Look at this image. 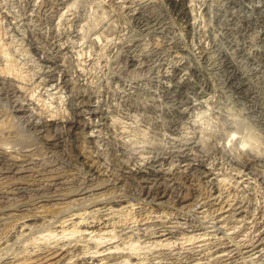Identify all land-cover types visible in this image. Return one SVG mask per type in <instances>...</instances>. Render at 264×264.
<instances>
[{
	"label": "bare ground",
	"instance_id": "bare-ground-1",
	"mask_svg": "<svg viewBox=\"0 0 264 264\" xmlns=\"http://www.w3.org/2000/svg\"><path fill=\"white\" fill-rule=\"evenodd\" d=\"M6 1H9V2L7 3ZM22 1H24V0H22ZM22 1L21 0H0V17L2 16L7 21V23L11 26V29L9 28V26L7 27L10 29L11 34L9 33V30L7 32L6 30L2 29L3 27L1 28V26H0V96H1L0 102L4 101L5 104L9 105L8 108L10 107V111L12 110L13 115H14V113L16 114V115H14V118H13L14 123H15V118L17 120L19 119V120L25 122L24 126L28 125L31 129H33L34 132L37 131V132L42 134L44 131H46L50 128H53V127H56V129L60 128L62 130V129H65L67 126L70 129L74 128L73 131H77V132H78V130H81V131H82V129L85 130L84 133H85L86 140H88L90 143H92L94 145L93 151H90V152L84 151L81 148L83 150V152H82V158L83 159L82 160L89 167V169H87V170L91 171L89 173H93V176H94V174H97V173H99V174L104 173V171L109 168V169H111L110 171L114 172L115 175H119L120 177L125 176L127 178H129V177L138 178L145 185V190H144L145 194H143V196H144L143 199H141V200L139 199V200H137V202L133 203L130 201L131 199H129V200H127L128 198L125 199L126 197L125 198H122L119 196L117 197L116 193H114L113 191H111V192L114 193V196L109 197L110 196V193H109L110 190L108 191L109 196L108 195L106 196L105 192L104 193L100 192V191L98 192L97 190H100V188L99 189L95 188L96 187V185H95V187L88 186V187H84L82 189L80 187L79 189H81V190L78 192H75V193H74L75 190L73 191V189H71L73 192L69 193V191H68L67 193H65L66 192L65 191L64 193L62 192V193H59L58 195H56L57 192L55 191L56 196L54 195V193H52L55 197H45L44 196L45 198H43L42 200L39 201L42 204V205L41 204L40 205L42 208H44L47 205H50L49 206L50 210L42 209L37 214H34V215L31 214V216L29 214V216H25L24 218L19 215L23 219L16 226L17 230H15V232L17 233V236H18V232L20 234H24V236H28V235H25V233L28 234L27 232L28 231L30 232L32 230V227L37 225L35 223H37V221H39V220L41 221V219H44L48 213L50 214V212L53 209H55L54 207L62 206V205L66 206L65 204H68V203L73 202V201H79V200L87 201L88 200L91 203H89V206L87 208H86V206H84L85 203H84V205L82 204L84 206V208L82 210L76 211L73 213H71L72 212L71 211V212H69L71 214L68 216L63 215L64 216L63 218H60V220L58 219L59 221L57 220L58 221L57 225L53 224L51 222V221L54 222V220L50 221L53 226L55 225L54 226V232H57V233L58 232H60V233L69 232V233L81 234V236H82L81 237L82 238L81 243H80V239H78V241L77 240L76 241L71 240V242H69V241H67V238H65V236H64L63 239L64 240L66 239L65 241H62L60 239V241H62V242H58V243L54 242L55 243L54 245H53V243H50L53 246L46 243V244H42L41 246L36 247L35 246L37 244L36 243V244H33L34 246L32 248L30 247L31 249L28 247L29 249L25 250V247H26L25 246L24 248H22L23 251L20 250L19 254H15L13 256L9 255V254L7 255V252H5L6 249L8 248L7 247L6 249H4L5 250L4 252L6 254L3 253L5 255L0 257V263L1 264H264V209L260 213V216H259L260 220H258L259 222L256 221L258 226H256V224L253 222L251 226L245 227L244 230L241 229L243 233L236 232L238 229L235 232L229 231V232L235 234V237L233 238V236H232V238H233V240L236 239V242H234L231 239V237H230L231 234H229V235L227 234V229H226V226H227L226 223L228 221L229 222L231 221L235 224H239V223L249 224L250 220H257V218L255 216V212H257V210L255 211L254 207L250 203V202H254V201H250V199H249L250 202L249 201L247 202V201H245L246 199L245 200L238 199L237 197H239V196L236 197L237 192H235L234 194H236V195H234L233 194L234 191H232L233 190L232 188L235 185V186L239 187V189L240 188L245 189L251 185L253 186V184L255 185L256 183H258L259 186L261 185L263 188V189L260 188L262 190L261 192L264 191V141L261 140V137H257V135L254 132H252L254 130H251L249 128L251 130L250 131L247 128L248 125L246 126L244 124L245 121L241 122L243 119H241V121H239L237 118V120H236L235 114H233V116H231V117H230V115H227L225 117L222 116L223 121L220 120V121H222V123L221 122H220L221 124L219 123L222 128L219 127L221 129H217V130L215 128L211 129L210 128L211 126H209V125H205L206 123H208L207 118H206L205 123L201 122L202 119L200 120V122H201L200 123V122H197V120H195L193 118L194 114L196 115L198 112H200L202 110V107L204 106V104L207 100L206 101L204 100L205 94L202 91H198V89L201 90V88L198 87L195 84V82L192 80L191 76H194L191 73L192 70L188 69L187 66H185L184 63H182L181 58L184 55L181 53L183 56L180 57L178 55H175L176 57L175 56L174 57L176 58V60L173 61V62H175L173 64V66L169 67L167 70H164V71H166L165 72L166 82L164 83V88L167 91H171V90L176 91L177 90L178 93L181 91H184L185 89L187 91V88L190 89V87L198 91V93H199L198 99L196 98V100L190 102L186 108H182L183 109L182 111L180 109V112H182V114H183L181 116L182 117L185 116L188 119V121L186 122L187 124L185 126H183L182 124L179 125L180 126L179 128H175L174 130H171L172 132L168 135L161 134L164 136V138L161 136L162 138L161 137L160 138L154 137L153 140H150L147 136L145 137L146 134H144V138L139 142L137 141V138H136V140H133V139H135V137L134 138L132 137L133 139H130V137H129L130 134L126 136L124 134L125 133L124 132L123 135L125 137L124 138L121 137L123 139L120 138V140L118 141V144L114 143L115 147H114L113 158L109 160L106 156H110V154L108 153V155H106V153H105L108 150V148H107V150L105 149V151H104L105 147L102 148L103 146L101 147V144H100V142L102 143V138H103L101 136V132H102L101 130H102V127L104 126L103 122H105V124L107 123L110 126H112V125L114 126L115 119L114 118L112 119L113 116L109 114L110 116H112L110 118L108 113H106L107 111L105 112V109H103L104 110L103 111L100 108V106H99L100 104H99V101L97 99H95L92 96H89L91 93L90 91H89L90 92L89 95H87L88 94L87 93L88 92L87 91V83L84 81L85 79L82 80L83 79L82 78V71L78 70L79 68L74 66V64L72 65L70 63L71 65H67L66 56H67V52H69V51H67L68 46H70V45H67L68 42H66L64 40V38L61 37V35L64 34L62 27L67 22L72 21L71 18L74 14L80 20H77V22H78L77 28L78 29L76 30L75 26H74L75 28H73L76 31V33H75L76 36L72 37V39L74 38V41H75V38L80 39L82 37V29H83L82 26H84V28H86L85 25L88 23L87 22L84 23V19L82 17L79 18L77 16L76 12H78V10L75 9L76 10L75 11L74 9H72L75 6L78 8V4L76 5V2H74V1L72 2L71 0H27L24 2V6L27 5V7L26 6L25 7L28 10L26 11V8H25L24 13L21 12V10H20V12H21L20 13L18 11V8L21 9V7L23 6ZM113 1H115V3H116L115 6H117L118 8H121L122 10L126 9L128 11V13L126 12V14H129V16H131L136 21H138L139 25L144 23V25L149 26V24L153 25V23H158L159 21L162 22L163 18H164V13H166V12H164L165 6L163 5V1H165V0H163V1L162 0H113ZM166 1L170 6L174 7L176 9V11H178L179 15H181V17L179 16L180 18L183 17L185 19L184 22L188 28L195 26L194 23H192V20H193L192 12H193V7L195 5L196 6L198 5V3L196 4V2H198V0H166ZM219 1L220 0H204L202 2V0H201L200 2H202V4L204 6L205 5H206V7L208 6V11L209 10L213 11L212 10L213 6L215 4H217ZM223 1L225 2V4H222V5L223 6L227 5L228 8L226 7L225 8L226 10L224 12H221V14L218 15V18H217L218 26L215 24L216 25L215 27L217 28V31H218V27H219V29L222 32V33L221 32L218 33L219 35L221 33V39H220V41L219 40L218 41L220 42L219 45L223 49L222 50L223 51L222 54L224 55L223 57H224V59H226V62H227V68L226 69H228L230 76L232 75V76H234V78H236L237 84H238L236 89H238L240 93L241 92L243 93V95L247 99L246 102L247 101L251 102L252 106H254V108H256L257 121L264 128V38L260 39L259 44H254L253 42H251V39L248 40L250 37L253 39L255 38V36L254 37L252 36L254 33H256V35L258 33L261 36H264V31H261V27H262V29L264 27V0H249V3L248 2L245 3L246 0H223ZM223 1L221 3H223ZM93 3H95V0ZM98 3H99V0H98ZM99 4H100V6L102 5L101 3H99ZM99 4H98V6H99ZM164 4H165V2H164ZM96 5H97V3H96ZM112 5H114V4H112ZM200 7H201V5H200ZM3 9H6V10H3ZM204 9H206V8H204ZM118 10L120 11V9H118ZM118 10H116V14L118 13L117 12ZM41 12L43 15H45L49 19V22L51 25L50 35L48 33H45L44 30H42L41 25L38 23L40 20V17H37V16H38V14L41 15L40 14ZM102 12H104V11L101 10V13ZM195 12H197V11H195ZM122 13L124 14L125 12L122 11ZM198 13H200V12H198ZM120 14H121V12H120ZM177 14H175V16ZM81 16L84 17V14ZM123 16H126V15H123ZM165 16H166V14H165ZM198 16H197V18H199ZM41 17H43V16H41ZM86 17L90 18L91 16L90 17L86 16ZM99 17L98 18L94 17V18H96V21L98 19L97 23L99 22V20H101V22L103 20V18L100 19ZM74 18H75V16H74ZM88 18H86V19L88 20ZM3 20H1V21H3ZM132 20L130 22H132ZM196 20H198V19H196ZM106 21L108 22V20H105V22ZM214 21L215 20L212 19V22H214ZM88 22H89V24L91 22V26H89L91 28H88V29L86 28V29L87 30L90 29L91 32L94 31V34H93L94 36H95V32H97L98 29H102L104 26V24H103V26L101 28H99V26L98 27L96 26L97 25L96 22H92V21H88ZM110 22H112V20ZM184 22H182V23H184ZM197 22L195 21V23H197ZM212 22H210V23L212 24ZM43 23H45V22H43ZM76 23H74V24H76ZM98 24L102 25L100 23H98ZM105 24H107V23H105ZM110 24L108 23L109 27H110ZM112 24H113V22H112ZM203 24H205L204 21H203ZM203 24H202V26L204 27ZM4 25H5V23H4ZM186 25H185V29H186ZM209 26H210V24H209ZM4 27H6V25ZM96 27L98 28L97 31H96ZM200 27H201V25H200ZM110 28H112V27H110ZM110 28H108L109 31H110ZM145 28H147V27H145ZM153 28L154 27H152V29ZM183 28H184V25H183ZM66 29L69 30L72 28L66 27ZM73 29H72V31H73ZM195 29H197V28L195 27ZM108 30L106 32H108ZM45 31L47 32V30H45ZM100 31L102 32V35L105 33L104 29H103V31L102 30H100ZM115 31H117V30H115ZM145 31H147V30H145ZM159 31H160V29H159ZM87 32H89V31H87ZM87 32H86V34H87ZM192 32H193V30H192ZM199 32H201V29ZM199 32H198V34H200ZM69 33H72V32H69ZM89 33H88V35L91 36ZM97 33H99V32H97ZM117 33H120V32L117 31ZM179 33L181 34V32H179ZM205 33L206 32L204 31V34ZM210 33H212V32H210ZM213 33L215 34V32H213ZM2 34H4V37L2 36ZM7 34H10V35H8L10 37L9 42L12 41V43L14 44L13 45L14 48L12 49V51L14 50L16 52L14 54V56H16V59L14 57L12 58V56L8 58V54L6 53V49H7V52H9L8 48L10 47V44L7 43L6 39H5V36ZM83 34H85V33H83ZM105 34H106V36L108 35L107 33H105ZM175 34H178V33H175ZM191 34L193 35V33H191ZM208 34H209V31H208ZM115 35H117V34H115ZM121 35H122V37H125L126 32H125V34H121ZM155 35H157V34H155ZM65 36H66V34H65ZM89 36H88V38H89ZM112 36H114V35H112ZM148 37H149V35H148ZM158 37H159V35H158ZM171 37H169V39L171 38L169 40L170 42H172V43L173 42L176 43V41L178 42V39L176 40V38H177L176 36H175L176 37L175 39H173V37H174L173 35H171ZM214 37L216 38V36H214ZM4 39H5V41H4ZM70 39L71 38H69V41H70ZM93 39H94V37H93ZM110 39H112V38H110ZM123 39H125V38H123ZM154 39H155V36H154ZM154 39H153V41H154ZM163 39H165V38L163 37ZM66 40H68V39H66ZM82 40H84V37H82ZM101 40H103V37L101 38ZM126 40H124V43L127 42ZM173 40H175V41H173ZM93 41H95V40H93ZM121 41L123 42L122 39H121ZM191 41L193 42V40H191ZM5 42L8 44L9 47L6 46L7 44H5ZM76 42H77V39H76ZM76 42H75V44L77 46V44H79V43H76ZM107 42H110L109 39L106 41V43ZM130 42H131V39H130ZM73 43L71 41V44H73ZM91 43H92V41H91ZM104 43H105V41H104ZM106 43H105V45H106ZM110 43L112 44V41ZM124 43H122V44H124ZM140 43H142V42H140ZM140 43H138V44L141 45ZM160 43L162 44V42H160ZM180 43H182V42H180ZM127 44H129V43H127ZM156 44H158L157 41H156ZM164 44H165V42H164ZM94 45H95V43H94ZM113 45L114 44H112V46ZM130 45H131V43H130ZM171 45H169V46H171ZM104 46H102V47H104ZM114 46H116V45H114ZM154 46H155V42H154ZM154 46H153V48H155ZM169 46H166V47L169 48ZM174 46H176V44H174ZM131 47L133 48V44ZM181 47L182 46H180V48ZM74 48H75V46H74ZM138 48L139 47H137V49ZM210 48H212V47H210ZM69 49H70V47H69ZM75 49H77V48H75ZM126 49H128V48H126ZM137 49H134V50H137ZM155 49H158V48H155ZM171 49H173V48H170V50ZM176 49H178V48H176ZM72 50H74V49H72ZM131 51H133V50H131ZM168 51H169V49H168ZM179 51H181V50H179ZM218 51H220V50H218ZM134 52H136V51H134ZM200 52H202V50ZM200 52L198 54H200ZM214 52H215V50H214ZM137 53H139V51ZM148 53H150V52H148ZM131 54H133V53H131ZM174 54H175V52H174ZM202 54H204V52ZM33 56H36L37 58H34ZM141 56L142 55H140L139 58H141ZM149 56H147V57H149ZM67 57L69 58V56H67ZM71 57H73V56H71ZM200 57H202V56H200ZM143 58H146V56ZM170 58H172V57H170ZM208 58H210V56ZM131 59H132V57H131ZM215 59H217V58H215ZM35 60H37L38 63ZM70 60H71V58H70ZM72 60H73V58H72ZM132 60H133V62H136V60L134 58ZM141 60H143V59H141ZM137 61H138V59H137ZM183 61H184V59H183ZM142 62H141V65H143ZM145 62H147V61H145ZM173 62H170V64ZM75 64H77V62ZM189 64H190V61H189ZM26 66H27V69H28V67H30L32 69L31 70L32 72L30 71L28 73L27 69L25 68ZM191 66H192V64H191ZM205 66H207V65H205ZM207 67H210V66H207ZM7 69L9 70L10 73L7 71ZM197 70H199V69H196V71ZM205 72H207V71H205ZM60 73H62V74L59 75ZM74 73H77L76 79H74L75 76L73 77ZM161 73H163V72H161ZM199 73H200V71H199ZM193 74H194V71H193ZM62 75H64V76H62ZM203 75H206V74L203 73ZM226 78H228V77H226ZM212 79L216 80L214 78H212ZM203 80H204V77H203ZM124 84H126V83H124ZM214 84H212V85H214ZM159 85H160V83H159ZM162 86H163V84H162ZM207 86L208 85L206 84V87ZM209 87H210V85H209ZM96 89L97 88H95V90ZM128 89H129V87H128ZM128 89H126V90H128ZM212 89H210V90L212 91ZM122 91H124V90H122ZM132 91L134 93L133 89H132ZM136 91L137 90H135V92ZM159 91H161V87H160ZM186 91H184V92H186ZM230 91H231V89H230ZM233 91H235V90H233ZM157 92H158V90H157ZM189 92H190V90H189ZM205 92H207V91L205 90ZM208 92H207V94H208ZM211 93H213V92H211ZM92 94H94V93H92ZM101 95H102V93H101ZM126 95L127 94H125V96ZM181 96H179V97L181 98ZM122 97H123V94H122ZM130 97H132V96H130ZM208 97H210V96H208ZM44 98L49 99L51 101L53 100L52 102L56 103L58 105L56 110L49 109L51 105L48 108H46V105H41L40 101H42ZM170 98H172V96ZM191 99H193V98H191ZM210 99L211 98H209V100ZM101 100H102V98H101ZM38 101H39V103H38ZM46 102H47V100H46ZM246 102H244V103H246ZM170 103H174L173 100ZM175 105H177V104H175ZM180 105H181V103H180ZM244 105H246V104H244ZM0 106L2 107V105H0ZM64 106H66V107H64ZM3 107H4V105H3ZM209 107H211V106H209ZM104 108H105V106H104ZM173 108H174V106H173ZM232 108H234V107H232ZM244 109H246V108L244 107ZM244 109H243V111H244ZM227 110L229 111L231 109H227ZM176 111H177V109H176ZM207 111H208V109H207ZM237 111L238 110L236 109V111H234V112L236 113ZM248 111L249 110H247V112ZM202 112H205V111H202ZM208 113H209V111L205 115H208ZM212 113L213 112H211V114ZM219 113H222V112L219 111ZM252 113H254V112H252ZM198 114H200V116H201L203 113L200 112ZM8 115L10 117V114H8ZM210 115H208V118ZM86 116L88 117V119H85ZM202 117H203V115H202ZM216 117H217V114H216ZM232 117H234V118H232ZM252 117H254V115ZM11 118H9V120H12ZM159 118L160 117H158V119ZM177 118H179V117H177ZM219 118H220V115H219ZM2 119H4V117ZM172 119L173 118H171V120ZM185 119H182V121L184 120V122H185ZM203 119L205 120V118H203ZM244 119H245V117H244ZM254 119H255V117H254ZM86 120H89V121L87 122ZM159 120H161V119H159ZM248 120H249V118H248ZM2 122L0 121V127L3 126V125L1 126ZM11 122L13 123V121H10L9 123H11ZM23 122H22V124H23ZM218 122H219V120H218ZM218 122H217V125L219 126ZM258 122H256V123H258ZM7 123L8 122H6V123L4 122V124H7ZM16 123L18 124V121H16ZM146 123H148V122H146ZM245 123H247V122H245ZM149 124H147V125H149ZM183 124H185V123H183ZM7 125L9 126L10 124H7ZM19 125H21V123ZM251 125H253V123ZM254 125H256V124H254ZM169 126H170V124H169ZM213 126H214V124H213ZM4 127H5V125H4ZM162 127L164 129V126H162ZM3 128H1V131ZM5 128H7V127H5ZM135 128L136 127H133V129H135ZM139 128H140V126H139ZM173 128H174V126H173ZM8 129L11 130L9 127H8ZM23 130L25 131V130H27V128H24ZM112 130H114L113 127H112ZM143 130H144V128H143ZM143 130L141 129V131H143ZM5 131H7V129ZM48 131H50V130H48ZM121 131L123 132V130H121ZM138 131H140V130H138ZM145 131L146 130H144L143 133H146ZM150 131H151V129H150ZM154 131H156V129ZM30 132H31V130H30ZM105 132H107V131H105ZM126 132L129 133L128 130H126ZM136 132H137V130H136ZM138 133H140V132H138ZM147 133H149L148 130H147ZM152 133H153V131H152ZM7 134H8V132H7ZM27 134H28V132H27ZM32 134L33 133H31V135ZM114 134H116V132ZM149 134L151 135V133H149ZM22 135H24V134L21 133L20 138H22L21 139L22 141H20V142L26 143V141H25L26 136H22ZM3 136H5V135H3ZM3 136L1 138H3ZM10 136H9V139H10ZM39 136L36 140L39 139ZM82 136L84 137V135H82ZM134 136H136V134ZM141 136H143V135H141ZM259 136H262V135H259ZM41 137H43V136H41ZM66 137H65V135L62 134L60 137H58L55 140H58L57 141L58 144H60V143L63 144ZM107 137H109V136H107ZM85 138H84V140H85ZM115 138H117V136H115ZM236 138H239V139H236ZM11 139H14L13 136ZM43 139H44V137H43ZM3 140H4V138H3ZM31 140L34 141L33 139H31ZM74 140H76V139H74ZM0 141H2V140L0 139ZM4 141H6V140H4ZM103 141H104V139H103ZM116 141H117V139H116ZM12 142L13 141H11V145H12ZM17 142H19V141H16V142L14 141V143L16 145H18ZM105 142H106V144H108L107 140ZM14 143H13V145H15ZM28 143L29 142H27V144ZM1 144H3V143H0V146H1ZM19 144H21V143H19ZM34 144H35V142H34ZM31 145L32 144L30 142V146ZM56 145H57V143H56ZM6 146H7V143H6ZM8 146H10L9 143H8ZM2 148H6V147L2 146ZM2 148H0V164L2 165V164H5L8 162L7 163L8 169L6 168V171L4 170V172L2 170L3 175L4 174H13L14 176H18L21 178V176H24L27 174L29 175L32 172H34L33 171V168H34L33 165H35V164L30 163L29 158H28L29 160H27V158L20 160L21 156H19L20 159H18V157L15 158V156L13 157V155L10 156L6 151H3ZM55 148H54V150H55ZM13 149H14V146H13ZM25 149H26V151H24V153H22V155L25 154L24 156L28 157L31 153L29 150H27V148H25ZM17 151H18V149H17ZM8 152H9V149H8ZM14 153H12V154H14ZM17 155H18V153H17ZM19 155H20V153H19ZM8 156H10V157H8ZM35 156H32V157H35ZM68 156H70V155H68ZM72 156L70 157L71 159L73 158ZM33 159H35V158H33ZM219 160H221V161H219ZM222 160L225 163L230 164L232 167H235V169H233V170L238 171V172L236 171L237 172L236 177L232 176L234 181H232V180L229 181V179L223 177L224 175H222V173H221L222 172L221 167H219L220 165H223L221 163V162H223ZM3 166H5V165H2V168H3ZM37 166H38V164H37ZM227 167H228V165H227ZM222 168H224V167H222ZM35 171H36V168H35ZM229 171H230V169H229ZM223 173H224V171H223ZM225 173H227V172H225ZM230 173L231 174L233 173L232 170ZM230 173H229V175H230ZM111 174H113V173H111ZM48 175H49V173H48ZM59 175H61V174H59ZM59 175H58V177H59ZM62 175L64 176V174H62ZM55 177H57V176L55 175ZM112 177H114V176H112ZM123 177H121V178H123ZM14 178L16 179V177H14ZM14 178L12 180H14ZM30 178H31V175H30ZM84 178H85V176H84ZM7 179H9V177ZM50 179H51V177H50ZM116 179H118V178H116ZM20 180H22V179H20ZM66 180H62V178L59 177L55 180H50V182L52 181V183L51 184L49 183L48 185H49V187H56V188L59 187V188L63 189V187L65 188V186L68 184V182ZM68 180H70V178ZM82 180L83 179H81L80 181H82ZM88 180H90V179H88ZM118 180H120V178ZM9 181L12 182L11 180H9ZM80 181H78V182L76 181V182L79 183ZM102 181L104 182V180H102ZM5 182L7 183L8 180ZM10 182H8V183L10 184ZM93 182H95V181H93ZM93 182H92V184H93ZM100 182L101 181H99V184H100ZM200 182H201V184L203 182L206 185L211 187V190H209L210 191L209 193L203 194V192L200 189V184H199ZM40 183H38V184H40ZM81 183H79V184H81ZM185 183L186 184L189 183L190 186H192V187H190L187 184V187H190L192 190V195H194L191 198L188 196L189 194H186V193L183 194V192L187 188L184 185ZM82 184H84V183H82ZM205 184H203V185H205ZM48 185H46V186H48ZM109 185H111V184L109 183ZM128 185H130V183ZM27 186H30V185H27ZM43 186H45V185H42L41 188ZM81 186L83 187L85 185H81ZM119 186H121V185H119ZM124 186L125 185H122L123 190H124ZM18 187L16 186V189ZM49 187H48V190H49ZM71 187H72V185H71ZM113 187H114V185H113ZM134 187H132L131 189H134ZM237 187H235V188H237ZM1 188L3 189V187H0V189ZM13 188H11V190ZM23 188L25 189L26 187H23ZM135 188H137V187H135ZM141 188H143V186ZM251 188H253V187H251ZM20 189L21 188H18L17 190L19 191ZM34 189H36V188H34ZM116 189H118V188L116 187ZM119 189L122 190V188H119ZM204 189L205 188H203V190ZM255 189H256V187H255ZM11 190H9V191L12 192ZM37 191H38V189H37ZM44 191H45V189H44ZM139 191H140V189H139ZM7 192L0 191V204L3 203L7 197L9 198L12 196V195L9 196ZM122 192H124V191H122ZM253 192H255V191H253ZM253 192H252V194H253ZM47 193H49V192H47ZM113 193L111 195H113ZM118 193H120V192H118ZM187 193H189L188 190H187ZM37 194H40V193H37ZM125 194H127V193H125ZM137 194H139V193H137ZM262 194H264V193H262ZM40 195H38V197ZM47 195H49V194H47ZM258 195H259V193H258ZM18 196H20V195H18ZM92 196H94V197L91 198ZM138 196H141V195L139 194ZM195 196H196V198H195ZM197 196H198V198H197ZM245 196H247V195L245 194L244 197ZM29 197H30V195H29ZM41 197H43V196H41ZM259 197H260V195H259ZM33 198L31 197V199H33ZM10 199H8V200L10 201ZM13 200L11 199V201H13ZM35 201H33V202H35ZM258 201H261V199L259 198ZM5 202H7V200ZM20 202H21V200H20ZM25 202H27V201H25ZM80 202L81 201H79L78 203H80ZM144 202H147V203L145 204ZM17 203H19L18 200L15 201L14 204H17ZM169 203H173L176 209L179 207L180 211L187 210L188 213L192 212V214H188V215L184 214V217H181V215H183V214H180L179 212H178V214H173V213L169 214L170 212L167 213L166 212L167 210H166V211H162L160 214L157 213L156 216H153V212H154V210H152L153 208L160 209V208H163V206L165 204L169 205ZM3 204H1V205H3ZM21 204H19V206ZM70 204H72V206H73V204L76 205L75 202L70 203ZM8 205H10V204H8ZM86 205H88V204H86ZM11 206H13V204ZM81 206L76 205V207H79V209ZM147 206H149L151 208L153 207V208L149 209ZM259 206H260V204H259ZM3 207L6 208L5 206H3ZM16 207L17 206L15 205L14 208H16ZM21 207H23V206H21ZM68 207L69 206H67V208H66L67 210H68ZM76 207H74V208H76ZM59 208H61V207H59ZM8 209H9V207H8ZM18 209H20V208H18ZM29 209H32V208L30 207ZM60 210L58 209V211H60ZM65 210H63V211H65ZM174 212H175V210H174ZM187 212H185V213H187ZM11 214H13L11 209L9 211H6V213H5V215H10V216H11ZM17 214H15V215H17ZM210 214L213 215V216H211L212 221L209 219H208L209 221H207V217L210 216ZM25 215H28V213ZM60 215L61 214H59V216ZM192 217H194V218L192 219ZM55 218H57V217H55V215H54V219ZM4 219H5L4 217H1L0 222H3ZM14 219H15V217H14ZM16 219H18V218L16 217ZM48 219H49V217L46 220L48 221ZM7 220H8V218H7ZM10 220H12V219H10ZM17 221H14V223ZM4 222H6V221H4ZM7 223H9V222H7ZM10 223H11V221H10ZM41 223L43 224V222H41ZM41 223H39V224H41ZM44 223H47V222H44ZM2 225L5 226V223ZM8 226H9V224H8ZM14 226H12V227H14ZM231 226H232V224H231ZM233 227H235V226H233ZM236 228H238V227H236ZM6 229L8 230V228H6ZM32 232H33V230H32ZM239 232H241V231H239ZM6 233L8 234L9 232H6ZM13 233H14V231H13ZM71 236H73V234ZM9 237H11V236H8V238ZM16 237H14V238H16ZM5 241H6V239H5ZM5 241H4V243H5ZM57 241H59V239ZM2 243H3V241H2ZM38 244H40V243H38ZM196 244H198V245H196ZM3 245H5V244H3ZM7 245L9 246V243ZM173 248L178 249L179 251L174 253L171 251ZM92 249H95V250L93 252H91ZM74 252L76 254H74ZM16 253H18V252H16ZM73 256H75V259L73 258ZM174 259H175V262H174Z\"/></svg>",
	"mask_w": 264,
	"mask_h": 264
},
{
	"label": "rangeland",
	"instance_id": "rangeland-1",
	"mask_svg": "<svg viewBox=\"0 0 264 264\" xmlns=\"http://www.w3.org/2000/svg\"><path fill=\"white\" fill-rule=\"evenodd\" d=\"M22 1V0H21ZM25 1H27V0H24V1H22L23 2V6H24V2ZM72 2L74 1V2H76V5L78 4V8L75 6V7H73L72 9H76V10H78V12H76L77 13V16L79 17V18H83L84 19V23H88V24H86L85 25V27L88 29V28H91V27H89V26H91V22H90V24H89V22L88 21H92V22H96L97 23V21H98V19H97V21H96V18H94V17H99L100 19L101 18H103V20H102V22H101V20H99V22L98 23H100V24H102V25H99L98 23H97V27L99 26V28H101L102 26H103V24H104V26H103V28L102 29H98L97 27H96V31H97V29H98V31L97 32H99V33H97V32H95V36L93 35L94 34V31L93 32H91L90 31V29L89 30H87L86 28H84V26H82V28L87 32V31H89V32H87V34H86V32L82 29V37H84V40H82V37L79 39V38H75V41H74V38L72 39V37H75L76 35H75V33H76V31H75V29H73V28H75L76 27V30L78 29L77 28V24H78V22H77V20H80V19H78L77 17H76V15L74 14L73 16H72V18H71V20L72 21H69V22H67L66 24H64V26L62 27V29H63V32H64V34H62L61 35V37H63L64 38V40L66 41V42H68L67 43V45H70V46H68V50L67 51H69V52H67V56H69V58L66 56V61H67V65H73L74 64V66H76L77 68H79L78 70H81L82 71V80H84L86 83H87V95H89V93H90V95L89 96H92V97H94L95 99H97L98 101H99V106H100V108L103 110V109H105V112L106 113H108V115L110 114V115H112V116H110L109 115V117L111 118L112 117V119L114 118L115 119V122H114V126L112 125V126H110V125H108L107 123L105 124V122H103L104 123V126L102 127V132H101V136L103 137L102 138V143L100 142V144H101V147L102 148H104V151H105V149L107 150V148H108V152L106 151L105 153H106V155H108V153L110 154V156H106L109 160L110 159H112L113 158V154H114V143H117L118 144V141L120 140V138L121 137H125L124 135H123V133L127 136V135H129L130 134V139H133L134 137H135V139H133V140H136V138H137V141L139 142V141H141L143 138H144V134H146L145 135V137L147 136L150 140H153L154 139V137L155 138H160L161 136L164 138V136L163 135H168V134H170L172 131L171 130H174L175 128H179L180 126L179 125H183V126H185L187 123V121H188V119H187V117H182L181 115H183L182 114V112H180V109H181V111L183 110L182 108H186L187 107V105H189V103L190 102H192V101H194V100H196V98L198 99V96H199V93H198V91H202L204 94H205V98H204V100L206 101L205 102V104H204V106L202 107V110L200 111L201 113H203L202 115H203V117H202V115L200 116V114H198V113H200V112H198L197 114L199 115H195L194 114V116H193V118L195 119V120H197V122H200V120H201V122H206V118H207V120H208V123H206L205 125H209V126H211L210 128L211 129H213V128H215L216 130L217 129H221L222 127L220 126V124L222 123V119H223V117L222 116H227V115H230V117L231 116H233V114H235V118H236V120H237V118H238V120L239 121H241V119H243L241 122H247V123H245L244 122V124L247 126V128L249 129H251V130H254V131H252V132H254L256 135H257V137H261V140H263L264 141V128L261 126V124L257 121V111H256V108H254V106H252V103L251 102H249V101H247L246 102V98H245V96L243 95V93L241 92H239V90L238 89H236L237 88V86H238V84H237V80H236V78H234V76H230V73L228 72V69H226L227 68V62H226V59H224V55L222 54L223 53V49H222V47L219 45V41H220V39H221V30L219 29V27H218V31H217V28L215 27L216 25L218 26V20H217V18H218V15L219 14H221V12H224L226 9V7H227V5H222V4H225V2L223 1V3H221L222 1L220 0L217 4H215L214 6H213V11H211V10H209L208 11V6L206 7V5L204 6L203 4H202V2L204 1V0H202V2H200L199 0H198V2H196V4L198 3V5L195 7H193V12H192V16H193V20H192V23H194V25L195 26H192V27H190V28H188L187 27V25L185 24V22H184V18L182 17V18H180L181 17V15H179V13H178V11H176V9L174 8V7H172V6H170L168 3H167V1L165 0V1H163V5L165 6V8H164V12H166V13H164V18H163V23L162 22H158V23H153V25L152 24H149V26H147V25H144V23L143 24H138L139 22L138 21H136L134 18H132L131 16H129V14H126V12L128 13V11L126 10V9H121V8H118L117 6H115L116 5V3H115V1H113V0H99V3H101L102 5L100 6V4L98 3V0H95V3H93L94 2V0L92 1V0H71ZM114 3H113V2ZM7 3L9 2V1H6ZM164 2H165V4H164ZM249 3V0H246L245 1V3ZM96 3H97V5H96ZM114 4V5H112V4ZM200 3V4H199ZM221 3V4H220ZM98 4H99V6L101 7H99L98 6ZM167 4V5H166ZM220 4V5H219ZM80 5V6H79ZM112 5V6H111ZM200 5H201V7H200ZM21 7V9L20 8H18V11L20 12V10H21V12H23L24 13V11H25V8L27 7V5H25L24 7ZM114 6V7H113ZM168 6V7H167ZM204 6V7H203ZM98 7V8H97ZM117 8V9H116ZM198 8V9H197ZM201 8V9H200ZM204 8H206V9H204ZM228 8V7H227ZM23 9V10H22ZM80 9V10H79ZM118 9H120V11L118 10ZM224 9V10H223ZM3 10H6V9H3ZM17 10V9H16ZM28 9L26 8V11H27ZM75 10V11H76ZM83 10V11H82ZM101 10H103L104 12H102L101 13ZM116 10H118L117 12V14H116ZM123 12H125L124 14L122 13V11ZM125 10V11H124ZM172 10V11H171ZM200 10V11H199ZM80 11V12H79ZM176 11V12H175ZM195 11H197V12H195ZM208 11V12H207ZM211 11V12H210ZM20 12V13H21ZM83 12V13H82ZM86 14H85V13ZM120 12H121V14H120ZM198 12H200V13H198ZM19 13V14H20ZM81 13V14H80ZM178 13V14H177ZM41 15H39L38 14V16L37 17H40V20H39V24L41 25V27H42V30H44V32L45 33H48L49 35H50V33H51V25H50V22H49V19H48V17H46L45 15H43L42 14V12L40 13ZM80 16H79V15ZM84 14V17L83 16H81V15H83ZM165 14H166V16H165ZM175 14H177L176 16H175ZM203 14V15H202ZM97 15V16H96ZM120 15V16H119ZM123 15H126V16H123ZM199 17V18H197V16ZM41 16H43V17H41ZM74 16H75V18H74ZM86 16H91L90 18H88V17H86ZM124 18H123V17ZM180 16V17H179ZM214 16V17H213ZM58 17V16H57ZM93 17V18H92ZM122 17V18H121ZM127 17V18H126ZM129 17V18H128ZM178 17V18H177ZM196 17V18H195ZM201 17V18H200ZM45 18V19H44ZM47 18V19H46ZM86 18H88V20L86 19ZM106 18V19H105ZM133 20H132V19ZM213 20H215L214 22H212V19ZM4 18L1 16L0 17V23L2 24H0V26H1V28L3 29V30H6L7 32H8V30H9V33H10V29H11V26L7 23V21L4 19ZM75 19V20H74ZM95 19V20H94ZM128 19V20H127ZM182 19V20H181ZM195 19V20H194ZM196 19H198V20H196ZM1 20H3V21H1ZM47 20V21H46ZM94 20V21H93ZM105 20H108V22L106 21L105 22ZM112 20V22H113V24H112V22H110ZM126 20V21H125ZM132 20V22H130ZM208 22H207V21ZM195 21L197 22V23H195ZM201 21V22H200ZM203 21H204V23L205 24H203ZM206 21V22H205ZM5 23V25H6V27H4L5 25H4V23ZM42 22V23H41ZM43 22H45V23H43ZM71 22V23H70ZM77 22V23H76ZM130 22V23H129ZM182 22H184V23H182ZM210 22H212V24L210 23ZM70 23V24H69ZM74 23H76V24H74ZM105 23H107V24H105ZM108 23L110 24V27H112V28H110L109 27V25H108ZM132 23V24H131ZM207 23V24H206ZM44 24V25H43ZM138 24V25H137ZM163 24V25H162ZM202 24L204 25V27L202 26ZM209 24H210V26H209ZM214 24V25H213ZM216 24V25H215ZM48 27H47V26ZM67 25V26H66ZM83 25V24H82ZM106 25V26H105ZM113 25V26H112ZM136 25V26H135ZM142 25V26H141ZM152 25V26H151ZM183 25H184V28H183ZM185 25H186V29H185ZM200 25H201V27H200ZM208 27H207V26ZM9 26V28H7ZM50 26V27H49ZM71 26V27H70ZM73 26V27H72ZM75 26V27H74ZM44 27V28H43ZM66 27H69V28H72L73 29V31H72V29H69V30H67L66 29ZM106 27V28H105ZM110 28V31L108 30V28ZM145 27H147V28H145ZM149 27V28H148ZM152 27H154L153 29H152ZM194 27V28H193ZM195 27L197 28V29H195ZM215 27V28H214ZM46 28V29H45ZM48 28V29H47ZM115 28V29H114ZM193 28V29H192ZM201 29V32H199L200 31V29ZM208 30H207V29ZM213 28V29H212ZM103 29H104V32L105 33H107L108 35L106 36V34L104 33L103 35H102V32L100 31V30H102L103 31ZM112 29V30H111ZM145 29V30H147V31H143V30ZM151 31H150V30ZM158 29V30H157ZM159 29H160V31H159ZM190 29V30H189ZM45 30H47V32L45 31ZM65 30V31H64ZM67 30V31H66ZM108 30V32H106ZM114 30V31H113ZM115 30H117L118 32H120L121 34H125V32H126V35H125V37H122V35L120 34V33H117V31H115ZM122 30V31H121ZM192 30H193V32H192ZM206 32L205 34H204V31ZM207 30V31H206ZM214 30V31H213ZM220 30V31H219ZM84 31V32H83ZM153 31V32H152ZM191 31V32H190ZM201 34H198V32ZM208 31H209V34H208ZM217 31V32H216ZM261 31H264V27H263V29H262V27H261ZM68 32V33H67ZM69 32H72V33H69ZM74 32V33H73ZM113 32V33H112ZM123 32V33H122ZM148 32V33H147ZM179 32H181V34L179 33ZM195 32V33H194ZM210 32H212V33H210ZM213 32H215V34L213 33ZM219 32H221L220 33V35L218 34ZM83 33H85V34H83ZM88 33L91 35V36H89L88 35ZM92 33V34H91ZM174 33V34H173ZM175 33H178V34H175ZM189 33V34H188ZM191 33H193V35L191 34ZM11 34V33H10ZM10 34H7L6 36H5V39H6V42L7 43H9L10 44V47L8 46V44L5 42V44H7L6 46L7 47H9L8 48V51L9 52H7V49H6V53L8 54V58L9 57H11L12 56V58L14 57L15 59H16V56H14V54L16 53L14 50V52L12 51V49L14 48L13 47V43H12V41L11 42H9L10 41V37L8 36V35H10ZM65 34H66V36H65ZM69 34V35H68ZM97 34V35H96ZM115 34H117V35H115ZM149 35V37H148V35ZM155 34H157V35H155ZM68 35V36H67ZM71 35V36H70ZM73 35V36H72ZM99 35V36H98ZM101 35V36H100ZM106 37H105V36ZM112 35H114V36H112ZM145 35V36H144ZM151 35V36H150ZM158 35H159V37H158ZM161 35V36H160ZM164 35V36H163ZM171 35H173L174 37H173V39H175L176 37V40L178 39V42L176 41V43L175 42H170L169 40L172 38L171 37ZM179 35V36H178ZM182 35V36H181ZM193 37H192V36ZM196 35V36H195ZM219 35V36H218ZM2 36L4 37V34H2ZM86 36V37H85ZM88 36H89V38H88ZM111 36V37H110ZM123 40V42L121 41V39L119 38V37ZM124 36V35H123ZM140 36V37H139ZM153 36V37H152ZM154 36H155V39H154ZM158 38H157V37ZM176 36V37H175ZM199 36V37H198ZM214 36H216V38L214 37ZM253 37L255 36V40L253 39V38H249L248 40H250L251 39V42H253L254 44H259V41H260V39L262 38H264V36H261L260 34H258L257 33V35H256V33H254L253 35H252ZM68 37V38H67ZM93 37H94V39H93ZM99 40H101V38L103 37V40L105 41V43H106V41L109 39V41L111 42L112 41V44H114V45H116V46H112V44L110 43V42H107L106 43V45H105V43H104V41L103 40H97L96 38ZM108 37V38H107ZM115 37V38H114ZM163 37L165 38V39H163ZM168 37V38H167ZM169 37H171L170 39H169ZM180 37V38H179ZM198 37V38H197ZM214 37V38H213ZM220 37V38H219ZM69 38H71L70 39V41H69ZM87 38V39H86ZM93 40H95V41H93ZM110 38H112V39H110ZM117 38V39H116ZM123 38H125V39H123ZM136 38V39H135ZM191 38V39H190ZM219 38V39H218ZM257 38V39H256ZM5 39H4V41H5ZM66 39H68V40H66ZM76 39H77V42H76ZM106 39V40H105ZM120 39V40H119ZM127 39V40H126ZM129 39V40H128ZM130 39H131V42H130ZM133 39V40H132ZM139 39V40H138ZM153 39H154V41H153ZM159 39V40H158ZM195 39V40H194ZM214 39V40H213ZM216 39V40H215ZM8 40V41H7ZM80 42H79V41ZM114 40V41H113ZM124 40H126L125 42L126 43H124ZM166 40V41H165ZM191 40H193V42L191 41ZM219 40V41H218ZM254 40V41H253ZM71 41H72V43L73 44H71ZM91 41H92V43L94 42L95 43V45H94V43L92 44L91 43ZM103 41V42H102ZM117 41V42H116ZM139 41V42H138ZM144 41V42H143ZM156 41H157V43L158 44H156ZM159 41V42H158ZM172 41V40H171ZM173 41H175V40H173ZM216 41V42H215ZM75 42L76 43H79V44H77V46H76V44H75ZM115 42V43H114ZM133 42V43H132ZM137 42V43H136ZM140 42H142V43H140ZM154 42H155V46H154ZM160 42H162V44L160 43ZM164 42H165V44H164ZM180 42H182V43H180ZM256 42V43H255ZM12 43V44H11ZM100 43V44H99ZM109 43V44H108ZM119 43V44H118ZM122 43H124V44H122ZM127 43H129V44H127ZM130 43H131V45H130ZM137 45H136V44ZM138 43H140L141 45H139ZM216 43V44H215ZM75 44V45H74ZM98 44V45H97ZM121 44V45H120ZM132 44H133V48L131 47L132 46ZM136 46H135V45ZM144 44V45H143ZM160 44V45H159ZM172 44V45H171ZM174 44H176V46H174ZM192 44V45H191ZM73 47H72V46ZM105 45V46H104ZM120 45V46H119ZM130 45V46H129ZM169 46V45H171V46H169V48L168 47H166V46ZM179 45V46H178ZM5 46V47H6ZM74 46H75V48H77V49H75L74 48ZM79 46V47H78ZM95 46V47H94ZM101 46V47H100ZM102 46H104V47H102ZM142 46V47H141ZM153 46L155 47V48H158V49H155V48H153ZM180 46H182L181 48H180ZM201 46V47H200ZM69 47H70V49H69ZM125 47V48H124ZM136 47V48H135ZM137 47H139L138 49H137ZM162 47V48H161ZM166 47V48H165ZM209 47V48H208ZM210 47H212V48H210ZM74 49V50H72V49ZM97 48V49H96ZM100 48V49H99ZM103 48V49H102ZM126 48H128V49H126ZM131 48V49H130ZM152 48V49H151ZM170 48H173V49H171L170 50ZM175 48V49H174ZM176 48H178V49H176ZM180 48V49H179ZM184 48V49H183ZM191 48V49H190ZM134 49H137V50H134ZM149 49V50H148ZM160 49V50H159ZM168 49H169V51H168ZM199 49V50H198ZM208 51H206V50ZM209 49V50H208ZM11 50V51H10ZM72 50V51H71ZM131 50H133V51H131ZM152 50V51H151ZM175 50V51H174ZM178 50V51H177ZM179 50H181V51H179ZM202 50V52H200ZM204 50V51H203ZM213 50V51H212ZM214 50H215V52H214ZM218 50H220V51H218ZM134 51H136V52H134ZM139 51V53H137ZM141 51V52H140ZM175 52V54H174V52ZM199 51L200 52V54H198L197 52ZM206 51V52H205ZM11 52V53H10ZM133 53V54H131V53ZM148 52H150V53H148ZM155 52V53H154ZM178 52V53H177ZM204 52V54H202ZM13 53V54H12ZM73 53V54H72ZM76 53V54H75ZM145 55H144V54ZM150 55H148V54ZM181 55H180V54ZM137 54V55H136ZM142 55L141 56V58H139L140 57V55ZM202 54V55H201ZM209 54V55H208ZM222 54V55H221ZM73 56V57H71V56ZM135 55V56H134ZM170 55V56H169ZM172 55V56H171ZM175 55H178V56H180V57H182L181 59H182V63H184L185 64V66H187V68L188 69H190V70H192L191 71V73H192V75H194V76H191V78H192V80L195 82V84L198 86V87H200L201 88V90H199L198 89V91L197 90H195V89H193V88H191L190 87V89L189 88H187V91H186V89L184 90V91H186V92H184V91H181V92H177V90L175 91H173V90H171V91H167V90H165V88H164V83L166 82V79H165V72L166 71H164V70H167L169 67H171V66H173V64L175 63V62H173V61H175L176 60V56ZM197 55V56H196ZM208 55V56H207ZM217 55V56H216ZM146 56V58H143V57H145ZM147 56H149V57H147ZM175 56V57H174ZM200 56H202V57H200ZM210 56V58H208ZM34 58H37L36 56H33ZM131 57H132V59L134 58L135 60H136V62H133V60L131 59ZM170 57H172V58H170ZM197 57V58H196ZM206 59H205V58ZM70 58H71V60H70ZM72 58H73V60H72ZM149 58V59H148ZM204 58V59H203ZM215 58H217V59H215ZM69 61H68V60ZM77 59V60H76ZM137 59H138V61H137ZM141 59H143V60H141ZM145 59V60H144ZM147 59V60H146ZM183 59H184V61H183ZM213 59V60H212ZM215 59V60H214ZM171 60V61H170ZM190 61V64H189V61ZM199 60V61H198ZM210 60V61H209ZM36 62H37V60H35ZM74 63H73V62ZM77 62V64H75L76 62ZM143 61V62H142ZM145 61H147V62H145ZM173 62V63H171L170 64V62ZM187 61V62H186ZM212 61V62H211ZM69 62V63H68ZM139 62V63H138ZM141 62H142V64L143 65H141ZM192 62V63H191ZM218 62V63H217ZM226 62V63H225ZM38 63V62H37ZM71 63V64H70ZM79 63V64H78ZM81 63V64H80ZM134 63V64H133ZM164 63V64H163ZM206 63V64H205ZM211 65H210V64ZM163 64V65H162ZM191 64H192V66H191ZM216 64V65H215ZM79 65V66H78ZM81 65V66H80ZM196 65V66H195ZM205 65H207V66H210V67H207V66H205ZM2 66V65H1ZM135 66V67H134ZM139 66V67H138ZM165 66V67H164ZM168 66V67H167ZM213 66V67H212ZM226 66V67H225ZM81 67V68H80ZM194 67V68H193ZM199 67V68H198ZM26 69H27V66L25 67ZM193 68V69H192ZM203 70H202V69ZM217 68V69H216ZM196 69H199V70H197L196 71ZM214 69V70H213ZM32 69L30 68V67H28V69H27V71H28V73L31 71ZM207 71V72H205V71ZM7 71L9 72V70L7 69ZM163 72V73H161V72ZM193 71H194V74H193ZM196 71V72H195ZM199 71H200V73H199ZM32 72V71H31ZM10 73V72H9ZM203 73L204 74H206V75H203ZM213 73V74H212ZM26 74V73H25ZM62 73H60L59 75H61ZM162 74V75H161ZM164 74V75H163ZM210 76H209V75ZM226 74V75H225ZM76 75H77V73H74L73 74V77H74V79H76L77 77H76ZM86 75V76H85ZM198 75V76H197ZM203 75V76H202ZM62 76H64V75H62ZM228 77V78H226V77ZM159 77V78H158ZM197 77V78H196ZM203 77H204V80H203ZM210 77V78H209ZM219 77V78H218ZM195 78V79H194ZM212 78H214V79H216V80H213ZM225 78V79H224ZM233 78V79H232ZM161 79V80H160ZM165 79V80H164ZM232 79V80H231ZM206 80V81H205ZM212 80V81H211ZM224 80V81H223ZM235 80V81H234ZM198 83H197V82ZM217 81V82H216ZM226 81V82H225ZM91 82V83H90ZM202 82V83H201ZM224 82V83H223ZM232 82V83H231ZM124 83H126V84H124ZM159 83H160V85H159ZM215 83V84H214ZM236 83V84H235ZM89 84V85H88ZM130 84V85H129ZM162 84H163V86H162ZM199 84V85H198ZM204 84V85H203ZM206 84L208 85L207 87L209 88H207L206 87ZM212 84H214V85H212ZM127 85V86H126ZM202 85V86H201ZM209 85H210V87H209ZM217 85V86H216ZM93 86V87H92ZM134 86V87H133ZM215 86V87H214ZM232 86V87H231ZM89 87V88H88ZM128 87H129V89H128ZM160 87H161V91H159L160 90ZM163 87V88H162ZM95 88H97L96 90H95ZM121 88V89H120ZM213 88V89H212ZM216 88V89H215ZM233 88V89H232ZM91 89V90H90ZM126 89H128V90H126ZM132 89L134 90V93H133V91H132ZM194 91H193V90ZM208 92V94H207V92H205V90ZM210 89H212V91L210 90ZM229 89V90H228ZM230 89H231V91H230ZM121 90V91H120ZM122 90H124V91H122ZM135 90H137L136 92H135ZM157 90H158V92H157ZM189 90H190V92H189ZM215 90V91H214ZM233 90H235V91H233ZM90 91V92H89ZM93 91V92H92ZM97 91V92H96ZM107 91V92H106ZM128 91V92H127ZM132 91V92H131ZM173 91V92H172ZM233 91V92H232ZM122 92V93H121ZM153 92V93H152ZM175 92V93H174ZM193 92V93H192ZM211 92H213V93H211ZM92 93H94V94H92ZM101 93H102V95H101ZM169 95H168V94ZM210 93V94H209ZM92 94V95H91ZM122 94H123V97H122ZM125 94H127L126 96H125ZM129 94V95H128ZM168 96H167V95ZM176 94V95H175ZM185 94V95H184ZM155 95V96H154ZM164 95V96H163ZM174 95V96H173ZM181 96V98L179 97V96ZM184 95V96H183ZM128 96V97H127ZM130 96H132V97H130ZM161 98H160V97ZM172 96V98H170ZM187 98H186V97ZM194 96V97H193ZM208 96H210V97H208ZM163 97V98H162ZM168 97V98H167ZM241 97V98H240ZM244 97V98H243ZM0 98H1V96H0ZM42 98V97H41ZM40 98V99H41ZM101 98H102V100H101ZM128 100H127V99ZM178 98V99H177ZM191 98H193V99H191ZM195 98V99H194ZM209 98H211L210 100H209ZM100 99V100H99ZM124 99V100H123ZM163 99V100H162ZM171 99V100H170ZM181 99V100H180ZM187 99V100H186ZM191 99V100H190ZM46 102V100H47V102L45 103L44 101ZM42 101H40V104L41 105H46V108H48L50 105V108L49 109H53V110H56V108L58 107V105L56 104V103H53L51 100H49V99H46V98H44ZM170 100V101H169ZM172 100H173V102L174 103H170V102H172ZM180 100V101H179ZM101 101V102H100ZM167 101V102H166ZM177 101V102H176ZM212 103H211V102ZM183 102V103H182ZM244 102H246V103H244ZM38 103H39V101H38ZM50 103V104H49ZM53 103V104H52ZM103 103V104H102ZM108 103V104H107ZM180 103H181V105H180ZM250 103V104H249ZM107 104V105H106ZM175 104H177V105H175ZM207 104V105H206ZM211 104V105H210ZM227 104V105H226ZM242 104V105H241ZM244 104H246V105H244ZM0 105H2V107L0 106V121L2 122L1 123V126L2 127H0V131H1V128H3L4 127V125H5V127H7V128H3L2 129V131L0 132V139L3 141H0V143H3V144H1V146H0V148H2V146L3 147H6V148H2V150L3 151H6L10 156H12L13 155V157L15 156V158H17L18 157V159H20V160H23V159H26L27 158V160H29L30 161V163H32V164H35V165H33V171L34 172H32L31 174H27V175H24V176H21V178L20 177H18V176H14L13 174H4L3 175V172H4V170L6 171V168L8 169V162L7 163H5V164H2V165H5V166H3V168H2V165L0 164V187H3V189L1 188L0 189V191H4V192H7L8 193V195L9 196H11V197H7L6 198V200H7V202H3V203H1V204H3V205H1L0 204V208L2 209H0V218L1 217H4L5 219L3 220V222H0V237L2 238H0V257H2L3 255H5L6 253L5 252H7V255L9 254V255H15V254H19V252H20V250H22V248H24L25 246V250L26 249H29L30 247L32 248L34 245L33 244H36L35 246L37 247V246H41L42 244H49V245H52V244H50V243H53V245L55 244V243H58V242H62V241H65L63 238H64V236H65V238H67V241H69V242H71V240L72 241H78V239H80V243H81V241H82V236H81V234H79V233H69V232H64V233H60V232H54V226L51 224V222L53 223V224H58V221L60 220V218H63L64 216H68V215H70L71 213H73V212H76V211H80V210H82L83 208H84V206H86V208L89 206V203H91L90 201H82V200H79V201H81L80 203H78L79 201H73V202H75V204L77 205V206H81L82 204L84 205V203H85V205L83 206H81L80 207V209H79V207H76V205H74L73 204V206H72V204H70V203H73V202H70V203H68V204H65L66 206H57V207H54L55 209H53L51 212H50V214L48 213L47 214V216L44 218V219H41V221L39 220V221H37V223H35V224H37V225H35V226H33L32 227V230H33V232H32V230L29 232H27L28 234H26L25 233V235H28V236H24V234H20L19 232H18V236H17V233L15 232V230H17V224L18 223H20V221H22V219L25 217V216H29V214H30V216H31V214L32 215H34V214H37L40 210H42V209H45V210H50L49 208V206L50 205H47V206H45L44 208H42L41 207V202H39L40 200H42L43 198H45V197H55L56 195H58L59 193H64L65 191V193H67L68 191H69V193L70 192H73L74 190V193L75 192H78V191H80L82 188H84V187H88V186H93V187H95V185H96V187L95 188H97V189H99L100 188V190H97L98 192L100 191V192H105L106 193V196L110 193V196L109 197H111V196H114V193H116V195H117V197L119 196V197H122V198H125V199H127V200H129V199H131L130 201L131 202H133V203H135V202H137V200H141V199H143L144 198V196H143V194H145V185L138 179V178H135V177H129V178H127V177H123V176H121V177H123V178H121L119 175H115L114 174V172H112V171H110L111 169H107V170H105L104 171V173H102V174H99V173H97V174H94V176H93V173H89V172H91L90 170H87V169H89V167L86 165V163L82 160L83 158H82V152H83V150L84 151H87V152H90V151H93V147H94V145L92 144V143H90L88 140H86V138H85V130H83L82 129V131L81 130H78V132L77 131H73L74 130V128H68V126L65 128V129H56V127H53V128H50V129H48V130H50V131H48V130H46V131H44L42 134L41 133H39V132H37V131H33V129H31L28 125H25L24 126V124H25V122H23V121H21V120H17L16 118H15V123H16V121H18V124L16 123H14V115H16L15 113H14V115H13V113H12V110L10 111V107L8 108V106L9 105H7V104H5L4 103V101L2 102H0ZM3 105H4V107H3ZM55 105V106H54ZM109 105V106H108ZM206 105V106H205ZM7 106V107H6ZM104 106H105V108H104ZM173 106H174V108H173ZM209 106H211V107H209ZM252 106V107H251ZM64 107H66V106H64ZM208 107V108H207ZM231 107V108H230ZM232 107H234V108H232ZM244 107L246 108V109H244ZM2 108V109H1ZM177 109V111H176V109ZM205 108V109H204ZM210 108V109H209ZM226 108V109H225ZM10 111H8V110ZM204 109V110H203ZM207 109H208V111H209V113L211 114V112H213L212 114L214 115H210L209 113H208V115H210L209 116V118H208V115H205L208 111H207ZM214 111H213V110ZM227 109H231V110H227ZM236 109L238 110L236 113L234 112V111H236ZM243 109H244V111H243ZM52 110V111H53ZM110 112H109V111ZM247 110H249L248 112H247ZM104 111V110H103ZM113 111V112H112ZM202 111H205V112H202ZM217 111V112H216ZM219 111L220 112H222V113H219ZM227 111V112H226ZM9 112V113H8ZM179 112V113H178ZM216 112V113H215ZM233 112V113H232ZM239 112V113H238ZM241 112V113H240ZM247 112V113H246ZM252 112H254V113H252ZM5 113V114H4ZM12 113V114H11ZM113 113V114H112ZM244 113V114H243ZM8 114H10V117H9V115ZM216 114H217V117H216ZM223 114V115H222ZM6 115V116H5ZM12 115V116H11ZM219 115H220V118H219ZM244 115V116H243ZM254 115V117H255V119H254V117H252ZM174 116V117H173ZM252 118H251V117ZM4 117V119H2ZM7 117V118H6ZM11 118L12 120H9V118ZM118 119H116V118ZM158 117H160L159 119H161V120H159L158 119ZM177 117H179V118H177ZM198 119H197V118ZM212 117V118H211ZM216 117V118H215ZM244 117H245V119H244ZM249 118V120H248V118ZM171 118H173L172 120H171ZM181 118V119H180ZM187 120H186V119ZM203 118H205V120L203 119ZM211 118V119H210ZM219 118V119H218ZM232 118H234V117H232ZM85 119H88V117L86 116L85 117ZM182 119H185V122H184V120L182 121ZM213 119V120H212ZM215 119V120H214ZM219 120V122H218V120ZM6 120V121H5ZM158 120V121H157ZM181 120V121H180ZM220 120H222V121H220ZM10 121H13V125L11 124V123H9ZM87 122L89 121V120H86ZM114 121V120H113ZM118 121V122H117ZM177 121V122H176ZM4 122L6 123V122H8L7 124H10L9 126L7 125V124H4ZM22 122H23V124H22ZM85 122V121H84ZM146 122H148V123H146ZM155 122V123H154ZM160 122V123H159ZM165 122V123H164ZM172 122V123H171ZM175 122V123H174ZM182 122V123H181ZM200 122V123H201ZM217 122H218V124H219V126L217 125ZM256 122H258V123H256ZM21 123V125H19ZM150 123V124H149ZM154 123V124H153ZM163 123V124H162ZM183 123H185V124H183ZM253 123V125H251ZM147 124H149V125H147ZM158 124V125H157ZM165 124V125H164ZM169 124H170V126H169ZM173 124V125H172ZM213 124H214V126H213ZM216 124V125H215ZM254 124H256V125H254ZM23 125V126H22ZM117 125V126H116ZM146 125V126H145ZM164 126V129H163V127L162 126ZM251 125V126H250ZM260 125V126H259ZM108 126V127H107ZM136 127L135 129H133V127ZM139 126H140V128H139ZM148 126V127H147ZM150 126V127H149ZM166 126V127H165ZM169 126V127H168ZM173 126H174V128H173ZM178 126V127H177ZM218 128H217V127ZM8 127L13 131H11V130H9L8 129ZM12 127V128H11ZM14 127V128H13ZM29 127V128H28ZM112 127H113V129L114 130H112ZM117 129H116V128ZM132 127V128H131ZM155 130L156 129V131H154L152 128ZM155 127V128H154ZM159 127V128H158ZM219 127H221V128H219ZM255 127V128H254ZM258 127V128H257ZM24 128H27V130H23ZM55 128V129H54ZM68 128V129H67ZM143 128H144V130H146L145 132L146 133H143L144 132V130H143ZM146 128V129H145ZM161 128V129H160ZM7 129V131H5ZM29 129V130H28ZM67 129V130H66ZM109 129V130H108ZM116 129V130H115ZM130 129V130H129ZM141 129L143 130V131H141ZM150 129H151V131H150ZM249 129V130H250ZM256 129V130H255ZM262 129V130H261ZM30 130H31V132H30ZM57 130V131H56ZM59 130V131H58ZM67 132H66V131ZM76 130V129H75ZM107 131V132H105V131ZM112 130V131H111ZM121 130H123V132L121 131ZM126 130H128V132L129 133H127L126 132ZM133 130V131H132ZM136 130H137V132H136ZM138 130H140V131H138ZM147 130H148V132L149 133H151V135L149 134V133H147ZM160 130V131H159ZM167 130V131H166ZM250 130V131H251ZM260 130V131H259ZM5 131V132H4ZM61 131V132H60ZM104 131V132H103ZM111 133H110V132ZM135 131V132H134ZM152 131H153V133H152ZM170 131V132H169ZM7 132H8V134H7ZM27 132H28V134H27ZM76 132V133H75ZM113 132V133H112ZM116 132V134H114ZM118 132V133H117ZM132 132V133H131ZM138 132H140V133H138ZM142 132V133H141ZM163 132V133H162ZM4 133V134H3ZM6 133V134H5ZM15 133V134H14ZM18 133V134H17ZM21 133H23L24 135H22V136H26V138H25V141H26V143H24V142H20V141H22L21 139L22 138H20L21 137ZM31 133H33L32 135H31ZM50 133V134H49ZM55 133V134H54ZM60 133V134H59ZM80 133V134H79ZM138 133V134H137ZM155 133V134H154ZM258 133V134H257ZM5 135V136H3V135ZM17 134V135H16ZM31 136H30V135ZM54 134V135H53ZM65 135V137H66V139H65V141L63 142V144L62 143H60V144H58V140H55V139H57L58 137H60L61 135ZM77 136H76V135ZM104 134V135H103ZM118 134V135H117ZM136 134V136H134V135ZM150 136H149V135ZM161 134H163V135H161ZM237 134V133H236ZM11 135V136H10ZM40 135V136H39ZM57 137H56V136ZM72 135V136H71ZM81 135V136H80ZM82 135H84V137L82 136ZM106 135V136H105ZM121 135V136H120ZM138 135V136H137ZM141 135H143V136H141ZM160 135V136H159ZM238 135V134H237ZM259 135H262V136H259ZM3 136V138H4V140H6V141H4L3 140V138H1ZM8 136V137H7ZM9 136H10V139H9ZM12 136H13V138L14 139H11L12 138ZM35 136V137H34ZM37 136V137H36ZM38 136H39V139L38 140H36L37 138H38ZM41 136H43L44 137V139H43V137H41ZM107 136H109V137H107ZM115 136H117V138H115ZM140 136V137H139ZM152 136V137H151ZM240 136V135H239ZM18 139H16V138ZM32 137V138H31ZM34 137V138H33ZM71 137V138H70ZM74 137V138H73ZM106 137V138H105ZM133 137V138H132ZM161 137V138H162ZM6 138V139H5ZM42 138V139H41ZM84 138H85V140H84ZM115 138V139H114ZM123 138H121V139H123ZM152 138V139H151ZM263 138V139H262ZM30 139V140H29ZM31 139H33L34 141H32ZM41 139V140H40ZM74 139H76V140H74ZM103 139H104V141H103ZM116 139H117V141H116ZM236 139H239V138H236ZM29 140V141H28ZM36 140V141H35ZM55 140V141H54ZM107 140V143L108 144H106V141ZM10 141V142H9ZM11 141H13L12 142V145H11ZM14 141L16 142V141H19V142H17V144L18 145H16L15 143H14ZM110 141V142H109ZM112 141V142H111ZM233 141V140H232ZM237 141V140H236ZM27 142H29L28 144H27ZM30 142H31V146H30ZM34 142H35V144H34ZM54 144H53V143ZM88 142V143H87ZM6 143H7V146H6ZM8 143H9V145L10 146H8ZM13 143L15 144V145H13ZM19 143H21V144H19ZM51 143V144H50ZM56 143H57V145H56ZM65 143V144H64ZM5 144V145H4ZM34 144V145H33ZM93 145V146H92ZM109 145V146H108ZM13 146H14V149H13ZM16 146V147H15ZM92 146V147H91ZM107 146V147H106ZM111 146V147H110ZM10 147V148H9ZM36 149H34V148ZM56 147V148H55ZM80 147V148H79ZM85 147V148H84ZM89 147V148H88ZM18 149V151H17V149ZM25 148H27V150H29L30 151V155L28 156V157H25L24 155L25 154H23L22 155V153H24V151H26V149ZM33 148V149H32ZM49 148V149H48ZM53 148V149H52ZM54 148H55V150H54ZM83 150H82V149ZM110 148V149H109ZM113 148V149H112ZM8 149H9V152H8ZM12 149V150H11ZM24 149V150H23ZM31 149V150H30ZM52 149V150H51ZM91 149V150H90ZM15 150V151H14ZM35 152H34V151ZM54 150V151H53ZM58 150V151H57ZM15 152V153H14ZM18 153V155H17V153ZM33 152V153H32ZM12 153H14V154H12ZM19 153H20V155H19ZM35 153V154H34ZM80 153V154H79ZM17 155V156H16ZM36 155V156H35ZM68 155H70V156H68ZM73 155V156H72ZM10 156H8V157H10ZM19 156H21L20 158H19ZM32 156H35V157H32ZM73 157L72 159L70 158V157ZM24 157V158H23ZM111 157V158H110ZM29 158V159H28ZM32 158V159H31ZM33 158H35V159H33ZM34 160V161H33ZM78 160V161H77ZM32 161V162H31ZM219 161H221V160H219ZM223 161V160H222ZM80 162V163H79ZM10 163V162H9ZM220 163V162H219ZM223 165H220L219 167H221V170H222V175H224L223 177H225V178H227V179H229V181H234V179H233V177H236V174H237V172L235 171V170H233V169H235V167H232L230 164H227V163H225L224 161L223 162H221ZM37 164H38V166H37ZM227 165H228V167H227ZM231 167H230V166ZM227 168H226V167ZM38 167V168H37ZM222 167H224V168H222ZM230 167V168H229ZM5 168V169H4ZM35 168H36V171H35ZM230 169V171H229V169ZM39 169V170H38ZM86 169V170H85ZM225 169V170H224ZM2 170H3V172H2ZM228 170V171H227ZM231 170H232V174L230 173L231 172ZM223 171H224V173H223ZM36 172V173H35ZM113 173V174H111V173ZM225 172H227V173H225ZM48 173H49V175H48ZM106 173V174H105ZM229 173H230V175H229ZM59 174H61V175H59ZM62 174H64V176L62 175ZM87 174V175H86ZM89 174V175H88ZM109 174V175H108ZM111 174V175H110ZM30 175H31V178H30ZM35 175V176H34ZM37 175V176H36ZM55 175L57 176V177H55ZM58 175H59V177L60 178H62V180H66L67 182H68V186L66 185L65 186V188L63 187V189L62 188H59V187H49V183L51 184L52 183V181L50 182V180H55V179H57V178H59L58 177ZM99 175V176H98ZM3 176V177H2ZM54 176V177H53ZM84 176H85V178H84ZM97 176V177H96ZM112 176H114V177H112ZM233 176V177H232ZM9 177V179H7ZM14 177H16V179L14 178ZM18 177V178H17ZM23 177V178H22ZM50 177H51V179H50ZM76 177V178H75ZM82 177V178H81ZM88 177V178H87ZM96 177V178H95ZM14 178V180H12ZM28 178V179H27ZM30 178V179H29ZM70 178V180H68ZM116 178H120V180H118V179H116ZM3 179V180H2ZM20 179H22V180H20ZM32 179V180H31ZM36 179V180H35ZM46 179V180H45ZM73 179V180H72ZM76 179V180H75ZM81 179H83L82 181H80ZM85 179V180H84ZM87 179V180H86ZM88 179H90V180H88ZM100 179V180H99ZM125 179V180H124ZM7 181L8 180V182H10L9 180H11L12 182H10V184L7 182H5V181ZM35 180V181H34ZM101 181L100 182V184H99V181ZM102 180H104V182L102 181ZM128 180V181H127ZM3 181V182H2ZM21 181V182H20ZM25 181V182H24ZM42 181V182H41ZM70 181V182H69ZM78 181H80L79 183H84V184H79V183H77ZM93 181H95V182H93ZM98 181V182H97ZM117 181V182H116ZM120 181V182H119ZM140 183H139V182ZM27 182V183H26ZM33 184H32V183ZM40 183V184H38V183ZM44 182V183H43ZM46 182V183H45ZM75 182V183H74ZM91 184H90V183ZM92 182H93V184H92ZM115 184H114V183ZM119 182V183H118ZM127 182V183H126ZM29 183V184H28ZM36 185H35V184ZM104 183V184H103ZM109 183L111 184V185H109ZM130 183V185H128ZM6 186H4V185ZM17 184V185H16ZM38 184V185H37ZM72 185V187H71V185ZM77 186H76V185ZM79 184V185H78ZM103 184V185H102ZM121 185V186H119V185ZM132 184V185H131ZM134 184V185H133ZM137 186H136V185ZM188 184V186H190V184L189 183H187ZM187 184L185 183L184 185H185V187H187ZM200 184V189H201V191L203 192V194H206V193H209L210 191L209 190H211V187L210 186H208V185H206L205 183H203L202 182V184H201V182L199 183ZM203 184H205V185H203ZM234 184V183H233ZM22 185V186H21ZM27 185H30V186H27ZM42 185H45V186H43L42 188H41V186ZM46 185H48V186H46ZM81 185H85V186H81ZM113 185H114V187H113ZM122 185H125L124 186V190H123V187H122ZM143 186V188H141L142 186ZM204 187H203V186ZM258 185V186H257ZM16 186L18 187V188H21L19 191L16 189ZM103 186V187H102ZM131 186V187H130ZM137 187V188H135V187ZM206 186V187H205ZM256 187V189H255V187ZM10 187V188H9ZM15 189H14V188ZM23 187H26L25 189L23 188ZM48 187H49V190H48ZM81 187V189H79ZM102 187V188H101ZM109 187V188H108ZM116 187L118 188V189H116ZM132 187H134V189H131ZM190 187H192V186H190ZM190 187H187L186 188V190L183 192V194H189L188 196L191 198V197H193L194 195H192V190H191V188ZM235 187H237V186H233V190L232 191H234L233 192V194L235 193V192H237L236 194H234V195H236V197L237 196H239V197H237L238 199H240V200H245V201H249V199H250V201H254V202H250L251 204H252V206L254 207V209H255V211L257 210V212H255V216H256V218H257V220H250L249 221V224H245V223H239V224H235V223H233V222H227L226 223V229H227V234L229 235V234H231L230 235V237H231V239L233 240V238L235 237V234L234 233H231V232H235L237 229V231L236 232H238V233H243L242 232V230H244V228L245 227H248V226H251L252 225V223L254 222L255 224H256V226H258V224H257V222L256 221H258V220H260L259 219V216H260V213H261V211L264 209V194H262V193H264V191L263 192H261L262 190L261 189H263L262 188V186L260 185L259 186V184L258 183H256L255 185L253 184V186L251 185V186H249V187H247V188H245V189H239V187H237V188H235ZM251 187H253V188H251ZM259 187V188H258ZM11 188H13L12 190H11ZM34 188H36V189H34ZM78 188V189H77ZM119 188H122V190L121 189H119ZM190 188V189H189ZM203 188H205L204 190H203ZM208 190H207V189ZM261 188V189H260ZM30 189V190H29ZM37 189H38V191H37ZM42 189V190H41ZM44 189H45V191H44ZM56 189V190H55ZM65 189V190H64ZM68 189V190H67ZM70 189V190H69ZM71 189H73V191L71 190ZM103 189V190H102ZM131 189V190H130ZM139 189H140V191H139ZM142 189V190H141ZM238 191H237V190ZM9 190H11L12 192H10ZM16 190V191H15ZM25 190V191H24ZM51 190V191H50ZM110 190V191H109ZM121 190V191H120ZM187 190L189 191V193H187ZM206 190V191H205ZM247 190V191H246ZM15 191V192H14ZM31 191V192H30ZM34 191V192H33ZM57 192V194H56V192ZM107 191V192H106ZM108 191H109V193H108ZM111 191H113V192H111ZM116 191V192H115ZM122 191H124V192H122ZM132 191V192H131ZM135 191V192H134ZM142 191V192H141ZM243 191V192H242ZM253 191H255V192H253V194H252V192ZM33 192V193H32ZM47 192H49V193H47ZM118 192H120V193H118ZM122 192V193H121ZM134 192V193H133ZM139 193L141 196H138L139 194H137V193ZM141 192V193H140ZM29 193V194H28ZM37 193H40V194H37ZM51 193V194H50ZM52 193H54V195L52 194ZM113 193V195H111ZM125 193H127V194H125ZM239 193V194H238ZM241 193V194H240ZM244 193V194H243ZM249 193V194H248ZM256 193V194H255ZM258 193H259V195H260V197H259V195H258ZM20 195V196H18V195ZM44 194V195H43ZM47 194H49V195H47ZM129 194V195H128ZM247 195V196H245L244 197V195ZM29 195H30V197H29ZM38 195H40L39 197H38ZM51 195V196H50ZM115 195V196H116ZM243 195V196H242ZM16 198H15V197ZM23 196V197H22ZM28 196V197H27ZM41 196H43V197H41ZM45 196V197H44ZM133 196V197H132ZM249 196V197H248ZM31 197L33 198V199H31ZM94 196H92L91 198H93ZM138 197V198H137ZM140 197V198H139ZM252 197V198H251ZM257 197V198H256ZM13 200V201H11V199ZM21 200V202H20V200ZM22 198V199H21ZM37 198V199H36ZM136 198V199H135ZM195 198H196V196H195ZM197 198H198V196H197ZM242 198V199H241ZM259 198L261 199V201H258L259 200ZM8 199H10V201L8 200ZM135 199V200H134ZM194 199V198H193ZM256 199V200H255ZM19 201V203H17V204H14L15 203V201ZM29 200V201H28ZM37 202H36V201ZM25 201H27V202H25ZM32 201V202H31ZM33 201H35V202H33ZM13 202V203H12ZM30 204H29V203ZM7 203V204H6ZM22 203V204H21ZM37 203V204H36ZM145 204L147 203V202H144ZM8 204H10V205H8ZM13 204V206H11ZM19 204H21L20 206H19ZM27 204V205H26ZM34 204V205H33ZM39 204V205H38ZM41 204V205H40ZM81 204V205H80ZM86 204H88V205H86ZM173 203H169V205L168 204H165L164 206H163V208H160V209H157V208H151V207H149V206H147L149 209H152V210H154V212H153V216H156L157 215V213L158 214H160L162 211H166L167 213H169V214H171V213H173V214H178V212L180 213V214H183V215H181V217H184V214H192V212H187V210H185V211H180L179 210V207L176 209L175 208V206H174V204L172 205ZM259 204H260V206H259ZM15 205L17 206L16 208H14L15 207ZM26 205V206H25ZM168 205V206H167ZM257 205V206H256ZM3 206H5L6 208H2ZM21 206H23V207H21ZM67 206H69L68 207V210L66 209L67 208ZM8 207H9V209H8ZM27 207V208H26ZM32 208V209H29V208ZM39 207V208H38ZM48 207V208H47ZM59 207H61V208H59ZM74 207H76V208H74ZM263 207V208H262ZM13 208V209H12ZM18 208H20V209H18ZM25 208V209H24ZM34 208V209H33ZM64 208V209H63ZM259 208V209H258ZM261 208V209H260ZM11 209V211L13 212V214H11V216L10 215H5V213H6V211H9ZM17 209V210H16ZM58 209L60 210V211H58ZM68 211H66V210ZM72 209V210H71ZM76 209V210H75ZM16 210V211H15ZM31 210V211H30ZM57 212H56V211ZM63 210H65V211H63ZM74 210V211H73ZM174 210H175V212H174ZM33 211V212H32ZM36 211V212H35ZM72 211V212H71ZM69 212H71V213H69ZM184 212V213H183ZM185 212H187V213H185ZM18 213V214H17ZM20 213V214H19ZM24 213V214H23ZM28 213V215H25V214H27ZM59 213V214H61L60 216H59V214L57 215V214ZM15 214H17L18 216L20 215L21 217H23V218H21L20 216V218L17 216V215H15ZM55 215V217H57V218H55L54 219V215ZM67 214V215H66ZM258 214V215H257ZM15 215V216H14ZM52 215V216H51ZM64 215V216H63ZM8 216V217H7ZM59 216V217H58ZM211 216H213V215H211L210 214V216H208L207 217V221H209V220H211ZM14 217H15V219H14ZM16 217L18 218V219H16ZM49 217V219H48V221L46 220L47 218ZM210 217V218H209ZM7 218H8V220H7ZM194 217H192V219H193ZM10 219H12V220H10ZM59 219V220H58ZM209 219V220H208ZM11 221V223H10V221ZM18 220V221H17ZM45 220V221H44ZM51 220H54V222L53 221H51ZM56 220V221H55ZM58 220V221H57ZM4 221H6V222H4ZM14 221H17V222H15L14 223ZM51 221V222H50ZM206 221V220H205ZM206 221V222H207ZM212 221V220H211ZM7 222H9V223H7ZM41 223V222H43V224L41 225V224H39V223ZM44 222H47V223H44ZM50 222V223H49ZM259 222V221H258ZM5 223V226L4 225H2V224H4ZM13 223V224H12ZM8 224H9V226H8ZM229 224V225H228ZM231 224H232V226H231ZM234 224V225H233ZM15 225V226H14ZM237 225V226H236ZM245 225V226H244ZM247 225V226H246ZM11 226V227H10ZM12 226H14V227H12ZM53 226V227H52ZM229 226V227H228ZM233 226H235V227H233ZM241 226V227H240ZM233 227V228H232ZM236 227H238V228H236ZM6 228H8V230L6 229ZM53 229V230H52ZM235 229V230H234ZM240 229V230H239ZM242 229V230H241ZM234 230V231H233ZM13 231H14V233H13ZM229 231H231V232H229ZM239 231H241V232H239ZM6 232H9L8 234L6 233ZM32 232V233H31ZM14 235H13V234ZM56 233V234H55ZM16 234V235H15ZM73 234V236H71V235ZM3 236V237H2ZM8 236H11V237H9L8 238ZM17 236V237H16ZM71 236V237H70ZM75 236V237H74ZM79 236V237H78ZM232 236H233V238H232ZM6 237V238H5ZM13 237V238H12ZM14 237H16V238H14ZM73 237V238H72ZM77 237V238H76ZM4 239V240H3ZM5 239H6V241H5ZM12 239V240H11ZM59 239V241H57ZM60 239L62 240V241H60ZM70 239V240H69ZM2 241H3V243H2ZM4 241H5V243H4ZM234 242H236V239H234L233 240ZM45 242V243H44ZM55 242V243H54ZM9 243V246L7 245ZM38 243H40V244H38ZM3 244H5V245H3ZM52 245V246H53ZM196 245H198V244H196ZM3 247V248H2ZM5 247V248H4ZM8 247V248H7ZM21 247V248H20ZM29 247V248H28ZM7 248V249H6ZM30 248V249H31ZM4 249H6V251L4 250ZM95 249H92L91 250V252H93ZM177 250V251H176ZM5 251V252H4ZM23 251V250H22ZM172 252H174V253H176V252H178L179 250L178 249H172L171 250ZM16 252H18V253H16ZM90 252V253H91ZM3 253H5V254H3ZM2 254V255H1ZM74 254H76L75 252H74ZM73 258L75 259V256H73ZM72 258V259H73ZM73 259V260H74ZM72 260V261H73ZM174 262H175V259H174ZM1 264V263H0Z\"/></svg>",
	"mask_w": 264,
	"mask_h": 264
}]
</instances>
